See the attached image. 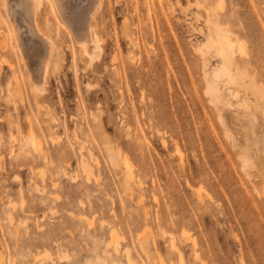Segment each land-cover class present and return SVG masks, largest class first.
Listing matches in <instances>:
<instances>
[{
    "label": "rangeland",
    "instance_id": "obj_1",
    "mask_svg": "<svg viewBox=\"0 0 264 264\" xmlns=\"http://www.w3.org/2000/svg\"><path fill=\"white\" fill-rule=\"evenodd\" d=\"M96 11L88 66L45 2L57 49L35 101L0 1V264H264V0ZM209 15L255 87L219 81L218 103Z\"/></svg>",
    "mask_w": 264,
    "mask_h": 264
},
{
    "label": "bare ground",
    "instance_id": "obj_2",
    "mask_svg": "<svg viewBox=\"0 0 264 264\" xmlns=\"http://www.w3.org/2000/svg\"><path fill=\"white\" fill-rule=\"evenodd\" d=\"M2 9L9 24V35L14 41L18 55L26 70L28 85L35 101L42 98L46 91V83L50 74L53 54L57 45L53 36L44 29L39 13L48 2L54 13L64 21L69 35L79 46L81 56L88 66H92L102 55L101 40L93 28L92 15L98 10L101 0H0ZM97 12V11H96ZM96 14V13H95ZM209 33L206 44L208 51H213L218 57L219 67L213 71L210 79L206 80V93L214 103L220 102L221 94L218 82L222 81L231 87L229 93L238 95L236 88L255 90L251 84H245L243 70L232 54L233 42L230 35L220 29L218 21L208 16ZM1 42V41H0ZM8 35L2 36V46L7 47ZM201 56L204 57L202 51ZM204 59V58H203ZM16 80V73H13ZM33 136V134H32ZM34 148L39 147L36 138L28 137ZM109 157L114 161L117 156L109 149ZM83 159V156H81ZM125 169H130L126 158L121 159ZM83 173L89 175L90 167L83 164Z\"/></svg>",
    "mask_w": 264,
    "mask_h": 264
}]
</instances>
